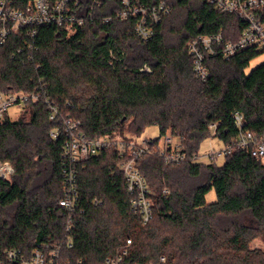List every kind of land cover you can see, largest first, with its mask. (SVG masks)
Listing matches in <instances>:
<instances>
[{
  "label": "trees",
  "instance_id": "obj_1",
  "mask_svg": "<svg viewBox=\"0 0 264 264\" xmlns=\"http://www.w3.org/2000/svg\"><path fill=\"white\" fill-rule=\"evenodd\" d=\"M169 2L172 12L147 41L135 32L137 17H115L119 0H98L92 18L71 36L44 25L34 36L27 29L12 33L0 47V92L40 90L44 96L17 119L0 123V161L15 168L0 178V264H20L9 261L8 250L26 259L37 248L48 254L52 248H41L44 243L60 245L55 264H108L128 240L124 264H264V246L251 247L256 238L264 243V160L236 149L221 164L192 161L210 137V123H218L214 137L224 143L237 136V111L248 129L264 134V63L248 71L261 52L249 47L230 57L208 55L209 76L199 79L189 41L219 32L224 41H235L244 23L203 0ZM145 64L150 72L141 70ZM45 98L81 120L91 138L115 131L138 136L157 125L160 136L171 132L180 139L183 163L163 160L160 136L137 161L150 187L149 222L131 206L117 169L120 157L104 150L77 165L84 212L74 214L68 231L69 215L59 205L64 138L51 135L58 122L50 120ZM211 191L216 200L208 202ZM95 197L103 203L94 205Z\"/></svg>",
  "mask_w": 264,
  "mask_h": 264
},
{
  "label": "built area",
  "instance_id": "obj_2",
  "mask_svg": "<svg viewBox=\"0 0 264 264\" xmlns=\"http://www.w3.org/2000/svg\"><path fill=\"white\" fill-rule=\"evenodd\" d=\"M14 0H0V47L6 43L12 33H18L27 29L31 36L36 33L38 26L58 25L66 29L67 36L76 33L78 28L92 18L93 7L98 0H92V4L84 6V0H30L25 6L14 5ZM122 8L117 10L115 17L121 20L129 17H137L135 32L144 41L152 38L155 27L162 18L170 14L173 7L170 0H158L152 5L135 2L133 0H119ZM212 4L217 10L234 14L244 23L240 36L235 41H224L221 32L211 35H199L191 39L187 45L188 52L193 58L195 75L206 81L209 76V68L206 64L208 55L220 54L230 57L244 48H255L264 51V0H203ZM84 6V7H83ZM113 16L105 17V21L112 20ZM142 71H151L145 64ZM44 96L40 90L33 92H14L5 94L0 92V123L8 116L10 108L24 110L33 102L42 100ZM49 108L50 120L58 124L52 129L53 138L63 136V196L59 205L68 213V231L73 226V216L78 212H84L82 194L77 183V165L99 154L104 150H112L120 157L117 169L125 179L127 192L131 196V206L138 213L143 223L149 222L154 215L153 203L149 197L150 187L145 176L137 166V161L152 151L151 139L140 140L129 132L115 131L97 137H88L83 130L81 120L70 114H64L59 105L45 98ZM238 126V134L235 138L217 150L208 152L200 151L194 154L193 162L213 163L220 157L225 158L236 149H244L258 159L264 160V134L257 136L248 129L243 113H234ZM218 123L212 122L208 126L210 136H215ZM163 145L158 146V151L163 160L169 164H181L187 159L184 147L180 139L171 132L164 135ZM15 171L13 165L6 161H0V178H6ZM94 205H101L103 200L99 197L92 199ZM132 243L121 246L113 257H107L108 264H124V258L129 253ZM69 245L72 241L69 239ZM41 248H52L48 254L42 249L34 250L30 259H26L17 250H8L6 255L9 261L20 264H55L58 258L60 245L40 244ZM164 261V257L161 258ZM139 264V263H136ZM146 264H155L148 262Z\"/></svg>",
  "mask_w": 264,
  "mask_h": 264
},
{
  "label": "rangeland",
  "instance_id": "obj_3",
  "mask_svg": "<svg viewBox=\"0 0 264 264\" xmlns=\"http://www.w3.org/2000/svg\"><path fill=\"white\" fill-rule=\"evenodd\" d=\"M260 51V50H259ZM261 53L251 61L250 66L248 67V71L252 70L253 68H255L256 66L264 63V51H260ZM23 112L22 109H18V108H10V110L8 111V117L12 120L17 119L20 114ZM160 136V130L159 127L157 125H152L147 127L142 134L136 136L138 137V139L143 140V139H155L157 137ZM163 138L164 136H160L159 141H158V146L163 145ZM224 146V142L222 141V139L218 138V137H214V136H210L208 138H206L200 147V152L204 153V152H208L211 149H221ZM224 158L220 157L218 159L219 164L223 163ZM207 201L208 202H212L216 200V195L214 191H211L207 194L206 196ZM264 243L260 238H256L251 242V247L252 248H263Z\"/></svg>",
  "mask_w": 264,
  "mask_h": 264
}]
</instances>
